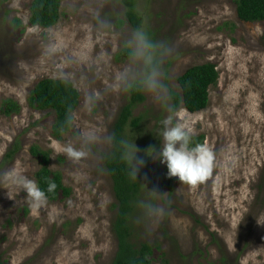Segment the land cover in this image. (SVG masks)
<instances>
[{
    "label": "rangeland",
    "instance_id": "rangeland-1",
    "mask_svg": "<svg viewBox=\"0 0 264 264\" xmlns=\"http://www.w3.org/2000/svg\"><path fill=\"white\" fill-rule=\"evenodd\" d=\"M31 1L0 0V102L19 105L0 114V253L5 264H109L114 198L102 155L127 100L117 86L127 57L116 54L132 30L118 24L117 0H62L58 21L47 28L29 24ZM135 8L141 28L170 52L161 66L164 98L143 93L132 109L140 125L124 132L143 161L132 242L159 245L152 264H264V20H239L234 0H135ZM205 61L218 71L207 106L172 111L168 88L178 90L176 78ZM42 78L67 80L78 91L71 129L59 140L50 134L54 114L27 102ZM164 119L204 136L203 180L169 177L149 155L159 149ZM85 133L94 139L85 142ZM32 144L50 150L49 167L60 171L68 197L30 198L39 166Z\"/></svg>",
    "mask_w": 264,
    "mask_h": 264
},
{
    "label": "trees",
    "instance_id": "trees-1",
    "mask_svg": "<svg viewBox=\"0 0 264 264\" xmlns=\"http://www.w3.org/2000/svg\"><path fill=\"white\" fill-rule=\"evenodd\" d=\"M5 1V0H1ZM62 0H32L29 5L28 22L32 26L47 28L59 18ZM123 7V18L118 24L127 23L131 30L141 28L142 19L135 8V0H117ZM235 13L239 20L254 22L264 20V0H234ZM264 40V29L261 35ZM127 57V47H123L116 57ZM218 78L214 63L205 61L185 69L177 78L178 90L168 88V98L172 111L184 108L188 112H197L208 104V91ZM127 100L118 111L109 136H124L127 127L136 128L141 117L134 116L132 109L144 101L143 92L126 90ZM78 91L71 82L64 79L42 78L35 83L28 95V105L38 110L51 111L54 114L51 124V136L61 139L72 126L73 111L78 104ZM18 103L11 98L0 102V114L9 116L18 111ZM202 134L191 135L190 146L199 144L203 147ZM16 149L9 150L8 156ZM114 146L109 144L102 155V166L110 182L114 198V214L110 222V231L116 242L114 256L109 264H152L154 250L158 244L148 242L134 243L131 240L132 226L130 217L138 202L143 184L136 171V176L129 171L126 162L114 154ZM29 154L38 160L39 166L34 172V185L44 193L47 200L66 198L71 189L62 181L60 171L49 167L50 150L37 144L29 147ZM0 264H5L0 253Z\"/></svg>",
    "mask_w": 264,
    "mask_h": 264
},
{
    "label": "clouds",
    "instance_id": "clouds-1",
    "mask_svg": "<svg viewBox=\"0 0 264 264\" xmlns=\"http://www.w3.org/2000/svg\"><path fill=\"white\" fill-rule=\"evenodd\" d=\"M170 49L154 41L146 29H134L127 40V64L118 74V88L148 93L157 101L165 94V85L161 80V66ZM159 149H151L149 155L155 157L167 168L169 177H177L180 182L195 184L204 179L208 169V154L199 144L190 146L191 132L180 122L172 123L169 119L161 121L158 132ZM85 142L94 139L88 133L83 137ZM106 142L114 146V154L126 162L129 171L136 176L137 168L143 163L135 159L137 149L130 138L109 136ZM69 155H76L71 148ZM135 159V162H134ZM27 183V181H25ZM28 195L34 203H39L44 193L33 185ZM162 213V209H156Z\"/></svg>",
    "mask_w": 264,
    "mask_h": 264
}]
</instances>
